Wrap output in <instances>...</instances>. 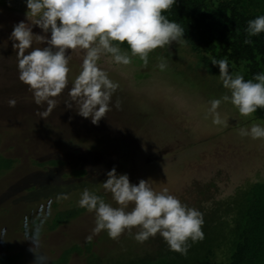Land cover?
Returning a JSON list of instances; mask_svg holds the SVG:
<instances>
[{
	"label": "rangeland",
	"instance_id": "1",
	"mask_svg": "<svg viewBox=\"0 0 264 264\" xmlns=\"http://www.w3.org/2000/svg\"><path fill=\"white\" fill-rule=\"evenodd\" d=\"M27 11L26 0H0V264L151 263L142 259L161 246L159 234L143 243L133 239L138 228L118 239L106 231L94 234L95 213L78 206L84 189L118 206L102 188L113 167L130 183L151 180L157 192L167 188L199 210L203 233L221 231L226 213L216 214L222 217L215 221L212 208L231 196L232 202L240 201L251 183L264 181V139L238 131L262 121L222 102L217 111L228 126L214 125L209 101L230 93L219 73L198 67L178 41L151 52L147 66L138 57L127 66L101 57L99 66L119 87L97 125L76 113L68 95L83 59L82 50L69 52L68 87L41 120L32 92L18 79L9 39L14 25L32 26L35 18ZM32 32L41 34V29L33 25ZM39 46L46 45L34 42ZM160 57L164 70L157 66ZM9 99L17 101L15 107H9ZM69 103L71 109L65 107ZM65 194L67 199H58ZM225 257L216 250L212 262Z\"/></svg>",
	"mask_w": 264,
	"mask_h": 264
},
{
	"label": "clouds",
	"instance_id": "2",
	"mask_svg": "<svg viewBox=\"0 0 264 264\" xmlns=\"http://www.w3.org/2000/svg\"><path fill=\"white\" fill-rule=\"evenodd\" d=\"M175 3L176 0H26V15L35 18L32 26L40 28L41 34H33L32 26L20 22L13 26L9 39L16 50L18 79L32 92L39 106L35 114L43 120L56 107L54 98L69 83L68 53L79 49L83 59L68 95L78 106L76 113L97 125L111 110L112 95L119 87L99 66L101 57L109 56L112 62L125 66L138 57L147 66L153 50L177 41L187 43L183 39L184 27L164 15ZM245 32L243 43L251 45L250 37L264 33V15L249 20ZM34 42L46 46L33 47ZM123 44L130 51L122 49ZM159 59L157 66L164 70L167 64L163 57ZM211 64L219 68V80L230 93L209 101L214 125L228 126V120L217 111L222 102L232 104L244 117L264 109V72L245 80L242 74L230 72L227 57H213ZM16 103L15 99L8 101L9 107ZM114 106L120 110V101ZM65 107L71 109L72 104ZM238 131L242 137L264 139L262 122ZM102 188L111 194L117 207L88 189L82 191L78 201L79 207L95 213L94 234L106 231L110 238L118 239L126 230L132 235L131 230L138 228L133 235L137 242L159 234L170 250L183 255L188 252L189 240L194 243L204 238L203 214L182 204L167 188L157 192L151 180L141 179L132 184L127 174L118 175L113 167ZM67 198L66 194L58 197ZM129 204L133 205L130 211ZM87 239L90 241L91 237Z\"/></svg>",
	"mask_w": 264,
	"mask_h": 264
},
{
	"label": "trees",
	"instance_id": "3",
	"mask_svg": "<svg viewBox=\"0 0 264 264\" xmlns=\"http://www.w3.org/2000/svg\"><path fill=\"white\" fill-rule=\"evenodd\" d=\"M164 15L184 27L183 39L187 43H178L191 53L198 67L219 73L211 59L227 57L230 72L242 74L245 80L264 72V33L250 37L251 45L243 43L247 22L264 15V0H176ZM121 48L130 51L126 44ZM253 116L264 123V109H257ZM231 197L218 202L211 210L215 221L222 217L217 218L216 214L226 213L227 221L222 230H208L198 244L189 240L191 254L170 250L163 239L160 247L147 254L153 256L142 261L151 262L149 264H264V181L251 183L238 202H232ZM226 223L228 226L224 225ZM216 250L225 252L224 261L212 262Z\"/></svg>",
	"mask_w": 264,
	"mask_h": 264
}]
</instances>
